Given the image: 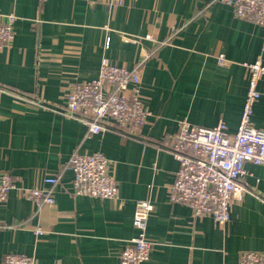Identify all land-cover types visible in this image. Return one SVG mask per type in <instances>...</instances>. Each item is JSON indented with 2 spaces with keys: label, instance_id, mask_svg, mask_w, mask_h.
I'll return each instance as SVG.
<instances>
[{
  "label": "crops",
  "instance_id": "obj_1",
  "mask_svg": "<svg viewBox=\"0 0 264 264\" xmlns=\"http://www.w3.org/2000/svg\"><path fill=\"white\" fill-rule=\"evenodd\" d=\"M108 1L0 0V12L17 17L0 50V88L9 90L0 93V172L55 197L36 208L12 191L0 203V264L10 253L35 264H121L137 235L135 204L146 199L155 210L143 264H237L243 251L264 252V166H245L242 184L255 196L234 203L222 229L169 200L179 165L164 146L183 120L211 128L223 119L237 132L249 83L243 65H264V27L212 0H125L112 10ZM143 55L141 94L153 116L140 138L93 135L64 115L69 90L96 79L103 60L134 69ZM220 56L233 64L220 67ZM258 89L252 120L264 130V79ZM98 152L111 161L118 199L73 195L72 155ZM56 175L59 184L43 183Z\"/></svg>",
  "mask_w": 264,
  "mask_h": 264
},
{
  "label": "built area",
  "instance_id": "obj_2",
  "mask_svg": "<svg viewBox=\"0 0 264 264\" xmlns=\"http://www.w3.org/2000/svg\"><path fill=\"white\" fill-rule=\"evenodd\" d=\"M135 1V0H133ZM234 10L237 18L264 27V0H212ZM125 0H109V10L124 5ZM17 17L0 12V50L8 47L15 36ZM109 42H107V45ZM142 60L134 69L119 67L103 60L96 79L73 86L62 111L68 118L78 119L88 131L105 134L118 130L123 135L140 138L146 126L151 125L153 114L143 102L141 94ZM233 63L224 56L218 65L229 68ZM249 76L248 91L237 132L230 134L225 120L216 126L200 127L187 120L179 121L178 131L164 146L178 162L176 180L168 186L169 200L188 206L194 219L210 217L224 228L231 219V207L246 194L255 193L242 184L245 166H264V130L254 126L252 116L261 97L259 82L264 79L262 61L243 65ZM9 90L0 88V93ZM17 96V95H16ZM68 169L73 173V195L99 199H118V181L111 171V161L101 152L72 155ZM58 175L45 177L44 184H59ZM12 191L31 201L34 207L55 204L48 189L18 187L9 172H0V203L7 201ZM154 203L140 200L135 204L133 226L137 235L121 252V264H143L153 251L148 241L147 227ZM37 228L36 233L41 234ZM4 264H35L33 257L10 253ZM237 264H264V252L243 251Z\"/></svg>",
  "mask_w": 264,
  "mask_h": 264
}]
</instances>
